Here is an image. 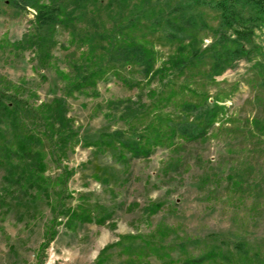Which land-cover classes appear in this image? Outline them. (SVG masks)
Listing matches in <instances>:
<instances>
[{
  "label": "rangeland",
  "instance_id": "rangeland-1",
  "mask_svg": "<svg viewBox=\"0 0 264 264\" xmlns=\"http://www.w3.org/2000/svg\"><path fill=\"white\" fill-rule=\"evenodd\" d=\"M213 1L200 4L211 18ZM139 2L89 4L74 27L57 26L51 63L43 67L37 48L11 46L35 33V10L19 14L0 0V89L34 107L66 99L78 140L61 153L45 147V193L5 184L0 163V264H192L205 256L202 264H264V26L244 43L247 55L220 75L210 76L207 53L165 87L166 73L147 77L142 66L113 62L96 89L66 94L86 63L109 58L103 36L113 13ZM196 33L199 48L215 39L204 27ZM142 35L155 54L154 70L163 67L176 51L166 30ZM186 78L203 96L180 89ZM204 99L220 109L202 138L157 130L158 114L195 121L182 104ZM59 203L70 214L57 216L46 246ZM72 213L87 221L72 220Z\"/></svg>",
  "mask_w": 264,
  "mask_h": 264
},
{
  "label": "trees",
  "instance_id": "trees-1",
  "mask_svg": "<svg viewBox=\"0 0 264 264\" xmlns=\"http://www.w3.org/2000/svg\"><path fill=\"white\" fill-rule=\"evenodd\" d=\"M5 1L19 14L27 9L35 10L32 21L35 33L25 35L22 41L11 46L21 51L37 48L38 60L41 66L46 67L51 63V51L56 45L54 34L57 26L74 27L86 15L89 4L98 0ZM116 1L118 5L126 6V0ZM200 4L201 0H140L126 13H113V26L108 30V36H103L108 42L106 51L109 52V58L105 61L95 60V63L91 60L89 64L82 65L76 77L66 86L67 96L74 91L96 89L97 81L106 74L107 65L113 62L142 66L147 77L166 73L165 78L164 75L161 77L162 82H165L164 87L169 84L177 85L174 79L182 77L185 71L196 68L203 62L206 53L210 54L212 61L210 76L223 73L234 62L247 55L244 43L250 41L255 28L264 26V0H215L209 6L212 8V18ZM213 20L218 22L216 26H212ZM203 27L215 37L213 43L205 49L199 48L196 43V32ZM156 28L166 30L176 51L163 67L154 70L156 57L142 32L146 29L154 31ZM134 32L139 35L134 36ZM93 47L91 44V52ZM184 80L182 84H178L180 89L187 90L195 97L203 96L198 89L191 88L188 78ZM204 103L205 99L199 104L188 101L182 104L186 111L196 115L195 121L198 117L204 119L202 128L195 121L174 122L170 115L158 114L157 130L166 126L171 129L173 136L179 135L187 140L202 138L207 126L215 122L216 112L220 109L218 102L211 109ZM72 122L68 117L64 98L34 107L24 96L0 89V163L6 171L5 184H24L21 186H28V190L38 187L45 193L49 179L45 176L44 149L47 146L50 152L56 154L63 152L68 145L78 144ZM62 175H65L61 184L64 188L69 175L65 171ZM55 211L59 212L55 213L56 217L45 233L46 246L53 240V226L57 216L61 213L65 216L70 214L69 210L64 211V206L60 203ZM75 217L78 221H87L84 215L72 213L71 219ZM204 259L207 260V256L191 262L202 264ZM186 264H190V261Z\"/></svg>",
  "mask_w": 264,
  "mask_h": 264
}]
</instances>
